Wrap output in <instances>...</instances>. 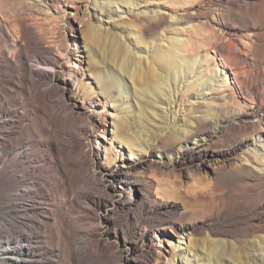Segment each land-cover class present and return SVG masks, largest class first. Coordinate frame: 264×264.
I'll return each mask as SVG.
<instances>
[{
	"label": "rangeland",
	"instance_id": "1",
	"mask_svg": "<svg viewBox=\"0 0 264 264\" xmlns=\"http://www.w3.org/2000/svg\"><path fill=\"white\" fill-rule=\"evenodd\" d=\"M134 2L135 11L155 10L164 22L163 40L159 41V34L150 37L155 45L166 48L177 36L187 42L184 58L197 57L195 68H188L193 76L177 75L173 103L167 106L151 95L142 97L139 106L145 114L141 119L137 118L138 109H134L136 103L126 75H120L117 83L121 95L115 91L111 96L94 76L98 72L104 81L115 70L110 64L98 63L107 42L97 44L99 41L91 38V25L99 26L96 31L102 34L114 33L117 39L124 36L132 51L139 52L144 46L142 42L139 47L134 41L132 44L130 24L121 3L117 7L116 3L104 5L103 0H0L1 108L9 109L12 103L21 102L30 120L10 145L16 147L17 139L29 141L32 151L51 152L57 164L50 181H44L52 204L45 217L47 223L40 231L42 243L54 254V264H195L198 258L206 259L204 255L212 250L220 255L211 264H264V0ZM100 8L103 14L97 20L92 14ZM22 24L35 35L25 43V49L18 32ZM39 38L50 51L61 53L71 68L77 62L87 68L77 74L82 79L78 87L75 76L65 71L58 75L61 81L55 80L34 92L25 64L30 49L39 48ZM89 53H93L91 58ZM8 55L11 64L6 62ZM224 71L230 80L224 81ZM66 79L70 86L63 85ZM171 79L169 76V82ZM171 90L174 91L172 84ZM147 100L159 107L160 115L154 120L146 116ZM68 107L73 108V114ZM208 112L220 122V132L203 145L207 152L204 162L179 165L173 160L176 150H165V135L175 125L182 134L190 128L188 122L208 131L210 123L200 119ZM83 113L91 124L102 126L91 136L93 143L101 141L106 147L94 143L91 156H83L82 144L87 139L73 144L66 135L75 129L73 124ZM118 113L123 114L125 122H139L144 128L138 132L137 126L128 125L129 132L137 134L139 140V147L132 152L114 135L112 122ZM252 140L261 143L253 145ZM239 142L235 154L222 156ZM115 150L120 155L114 156ZM240 158L248 160L239 161ZM121 161L143 162L123 186L105 177L104 186L75 182L69 187L67 174L82 179L81 175L92 166L108 169ZM6 162L4 173L10 169L19 172L24 166L17 157L11 156ZM82 189L96 200L80 198L77 202L75 194ZM125 196L135 200L129 210L117 201H125ZM74 201L84 208L77 209ZM159 206L164 207L161 213L154 210ZM81 223L92 234L84 238L86 250L71 239L73 229ZM165 225L168 228H162ZM182 227L192 239L191 250L198 256L188 251L187 255L178 256L187 246L178 241ZM140 232L145 233L143 242ZM212 241L219 250L210 247ZM253 243L255 247H251ZM175 245L181 248L176 249ZM10 259L5 258L9 263L20 264ZM41 261L29 263L42 264Z\"/></svg>",
	"mask_w": 264,
	"mask_h": 264
},
{
	"label": "bare ground",
	"instance_id": "2",
	"mask_svg": "<svg viewBox=\"0 0 264 264\" xmlns=\"http://www.w3.org/2000/svg\"><path fill=\"white\" fill-rule=\"evenodd\" d=\"M103 1L104 5L107 6L111 3H116L117 7L119 3L124 6L122 7V12L126 13L125 17L130 24V28L128 27V33L132 35L131 42L133 44L134 41L137 47H139L138 43L142 42L144 46L143 48H140L141 50L139 52L132 51L129 47L131 43H129V40L127 41L124 36H118L117 39V36L114 33L102 34V32L96 31V27L99 26L91 25L92 28L90 27L91 30L89 34L91 38H93V40L96 39L99 41L97 44L107 42L105 44L106 47L102 46V50L100 49L101 55L99 53L100 56L97 60L98 63L102 62L107 63L108 65L110 64V67H113L112 69L115 70V74L113 72L107 74L108 77L104 81L103 79L105 78H103V76H101L98 72L95 73L94 76L95 79H97L99 82H102L101 88L106 91L107 96H111L112 92L118 91L119 76L122 74L126 75L131 83L132 92L130 95L132 98H134L136 103V108L134 107V109H138V111H136L138 112L137 118L141 119L145 114L142 108L139 106V101L143 99L142 97L151 95L155 97L159 103L167 104V106L168 104L173 103L172 97L175 94L177 75H182L183 73L184 76H193V74L189 73L188 68H195L197 64V57L195 56L194 58L192 57L190 59L184 58L182 53L185 52L184 48L187 47V42H183L181 38L177 36L173 38L171 42H168V47L166 48L164 45H155L153 43V39H150V37H154L155 34H159V37L157 35L159 41H162L165 37L163 36L164 22L159 17L160 14L158 15V12L155 10H152L151 12H148L147 10L135 11L132 7L135 4L134 1L137 0ZM211 1L218 3L221 0ZM102 14L103 9L100 8L98 11L94 10L92 15L98 20ZM20 28L21 29L18 32L21 40L24 42V44H22V48L25 49V43L32 40L35 35H33L34 33L32 32V29L30 30L23 24ZM100 39L103 41L100 42ZM38 40L39 48L30 49V56L27 57L25 64L29 83L31 86L35 87L34 92H36L38 88H43V86H50L55 80L61 81L58 75L59 73L65 71H69L70 76H75L74 84L78 87V85L82 82V79L77 74H81V72L87 68L78 64V62L74 65V69L73 67L71 68L69 63H65V59L61 53H53L50 51V49H48L49 47L47 48V46L43 44L42 38H39ZM141 52L143 55H140ZM92 54L89 53L90 58L92 57ZM10 58V55L5 56L6 62L8 64L12 63V59ZM88 65H91V63H88ZM100 66H102V64ZM185 69L187 70L185 71ZM197 73L201 74V70H198ZM223 74L225 75L223 78L224 81L227 79L230 80L229 73L227 71H224ZM235 74L238 78H240V72L236 71ZM169 76L172 78L170 82ZM202 77L203 75L201 74V78ZM171 84L174 87V91L171 90ZM63 85L70 86L71 82L67 81L66 79L63 82ZM121 93V91H118L119 95H121ZM174 101L176 102V100ZM145 103L148 106L145 111L146 116L149 119L152 117L150 120H154L156 116L160 115L159 110L157 111L159 107L156 108L157 106L154 104V102L148 100ZM1 107L2 104L0 103V201L2 200L1 202L3 208V214H0V264H12L5 260L7 257L11 258L10 260L19 261L20 264H32L29 262H35L37 260H42V264H54V262H56L55 256L53 253L47 251V246L43 245V236L40 235V231L47 223L45 217H48L51 211L50 205L52 204V197L47 192L44 181H50V177L57 169V164L54 161L55 159L53 160V158H51V152L49 153L46 151V153H39L36 150V152L32 151L33 149L30 147L31 143L29 141L17 139V148L11 147L10 144L12 143V140L17 137L16 134L25 129V127H27L28 121L30 122L29 113L25 111L26 109L24 108V104L21 102L12 103V108L9 109H2ZM66 109H68L71 114H73V108L70 109L68 107ZM209 114V112L205 113L200 118L202 122L210 123L208 131L205 129L204 131H201L199 128H194L193 124L188 122L187 124L190 128H185L182 134H179L178 131L175 130L178 129L175 125L172 128L173 130H169L168 134L165 135L164 138L168 140L164 144L166 145L165 150H169L170 153L173 152V150H176L173 160L179 165L192 164L196 161L199 163L206 158V147L203 145L212 138L216 137V135L220 132L218 128L220 122H218L215 117L213 118V115ZM175 115L176 112L173 114L174 119ZM121 116H123V114L118 113L112 122V125L114 126V135L119 142L123 143L132 152L139 147V140L137 134L129 132L128 125L131 124L132 126H137L138 132L144 130V128H142L143 126H140L139 122H137L138 124H135L136 122L132 121L128 123L125 122ZM70 122L72 121L70 120ZM73 125H75V129L73 128V131L66 130V135L69 136V139H71V143L73 144H75V142H82V139H87V141H84L82 144L85 154L83 156L92 155V150L95 148L94 143H96L100 148H102V146L105 147L101 141H94L93 143L91 140V136H95L102 126L91 124L90 119L84 113L82 114V118H80V120ZM89 125L91 127H89ZM260 143L261 140H252L253 145H259ZM240 145L241 142L235 144L229 150L223 152L222 156L226 157L229 153L235 154ZM24 149L27 150V152H24ZM119 153V150H115L114 156ZM11 156L17 157L19 160L21 159L24 166L19 172H15L14 169H10V171L4 173L2 172V169H4L7 165V158H11ZM242 160L248 159L240 158L239 161ZM140 164H143V162L139 161L134 163L121 161L119 163H114L108 169H95L92 166L91 169H86L85 173H83L84 175H81L83 177L82 179H74L69 173L67 174V180L70 184L69 187L71 188L73 187V184L75 185V182L76 184H78V182L86 183L85 186L91 184L92 187H98L99 185L104 186L105 177L113 179L114 183H118L119 185L123 186V184L128 182L129 175L133 174V172H136ZM12 186H14V188H12ZM84 189L76 192L75 200L80 198L84 200L94 198L91 196V193L85 191ZM123 199L125 201H121L122 199L117 201L120 202V205L123 209L129 210L130 206L135 200H133L132 196H125ZM98 201L100 202L101 199L99 198ZM77 202H75L77 209H83L84 205H80ZM154 210L157 213H161L164 210V207L159 206ZM37 211H39L38 214L36 213ZM78 220H80V218ZM15 224L18 225L15 226ZM81 226H83V224L76 226L73 229L71 239L77 247L81 248V250H86L87 245L84 238L86 239L90 237L91 229L89 230L83 228L84 226ZM162 228L168 227L165 225L162 226ZM144 232L139 233L141 235L139 238L142 242L145 240L143 237L145 234ZM181 233L182 237L179 238L181 240L178 241L180 244L187 245L186 251L180 253L175 251V253H177L178 256L183 255V253L184 255H187L188 251L192 256H198L197 253L192 251L190 248L193 242L191 241L192 239L189 237L188 232H186V229L183 228ZM97 241H99L98 238ZM214 243L216 242L212 241L210 247L212 249L214 248L219 250L220 248L214 246ZM255 245L256 244L253 243L251 244V247H255ZM175 248L177 249L181 247H179V245H175ZM27 251L29 253H26ZM218 255L220 254L217 253V251L214 252V250H212V252L210 251L209 254L204 255L206 259L201 257L202 260H199L198 258L197 263L195 264H211L212 260L217 261L219 257ZM181 259L183 260V257H181Z\"/></svg>",
	"mask_w": 264,
	"mask_h": 264
}]
</instances>
